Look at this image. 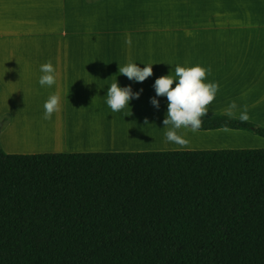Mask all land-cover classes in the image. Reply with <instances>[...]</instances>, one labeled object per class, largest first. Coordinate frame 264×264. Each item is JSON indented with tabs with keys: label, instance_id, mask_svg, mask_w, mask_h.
<instances>
[{
	"label": "trees",
	"instance_id": "obj_1",
	"mask_svg": "<svg viewBox=\"0 0 264 264\" xmlns=\"http://www.w3.org/2000/svg\"><path fill=\"white\" fill-rule=\"evenodd\" d=\"M199 131L264 128L223 115ZM0 264H264V149L10 155Z\"/></svg>",
	"mask_w": 264,
	"mask_h": 264
},
{
	"label": "crops",
	"instance_id": "obj_2",
	"mask_svg": "<svg viewBox=\"0 0 264 264\" xmlns=\"http://www.w3.org/2000/svg\"><path fill=\"white\" fill-rule=\"evenodd\" d=\"M129 36L131 46L125 43ZM48 49L53 57L43 54ZM62 51L65 58H58ZM49 61L56 83L41 87L40 66ZM129 62L140 68L153 64V75L139 83L129 80L118 71ZM176 65L210 69L204 82L218 83L219 90L206 115L229 117L226 110L235 102L230 118L240 120L246 109V122L264 127V0H0V115H10L6 128L24 116L43 115L53 94L60 98V110L52 115L57 119L68 115L86 123L93 115L166 116L167 99L156 97L153 84L160 76H174ZM114 82L140 92L121 112H112L106 103ZM153 97L158 109L150 103ZM184 130L196 138L186 147H106L98 145L106 143L101 138L92 141L95 146L78 148L105 153L220 150L227 147L213 145L216 138L232 134L249 144L230 148L264 149L263 138L242 132Z\"/></svg>",
	"mask_w": 264,
	"mask_h": 264
},
{
	"label": "clouds",
	"instance_id": "obj_3",
	"mask_svg": "<svg viewBox=\"0 0 264 264\" xmlns=\"http://www.w3.org/2000/svg\"><path fill=\"white\" fill-rule=\"evenodd\" d=\"M125 43L131 46V37H126ZM152 65H145L140 68L136 63L129 62L126 66L119 67L120 74L134 82H143L153 75ZM42 75L38 83L41 87H51L56 83L55 69L51 61L40 66ZM206 73L210 69H205L199 65L192 67H182L176 65L174 76L166 75L158 77L153 88L156 97H166L167 113L162 123L169 130L165 133L166 142L174 143L180 147H186L189 141L178 134L181 128L189 129L192 133H197L202 127L201 117H205L208 112V106L215 99L219 90L218 83H205ZM175 87H173V83ZM143 91L142 89L140 90ZM140 92H133L130 86L120 87L117 82L112 83L107 88L106 103L112 112H121L126 107L129 108L131 99H138ZM58 95H50L43 105V119L50 120L53 113L60 110ZM150 103L155 108H159V101L153 97ZM235 102L229 105L226 114L233 116V110L236 108ZM131 115V112H130ZM241 122L248 120L247 110L240 115ZM148 124V121H144ZM225 131L228 129L225 128Z\"/></svg>",
	"mask_w": 264,
	"mask_h": 264
},
{
	"label": "bare ground",
	"instance_id": "obj_4",
	"mask_svg": "<svg viewBox=\"0 0 264 264\" xmlns=\"http://www.w3.org/2000/svg\"><path fill=\"white\" fill-rule=\"evenodd\" d=\"M39 114L27 115L18 125L14 127L10 138L12 141L18 144H23V141H38L35 143L46 144V141H52L54 139H59L48 132H42L41 134H36L32 126L36 124H42L39 121ZM63 117L73 118L71 116L63 115ZM165 116L161 115H138V116H91V120L86 122L78 119H73L74 122H79L77 125H70V132L63 137L61 140L72 139L71 130H79V132L87 130L88 127H92L94 133H81L78 135L79 138H105V140L116 141V143L126 144L131 146L132 143H139L140 140H146L152 146H163V147H178L174 143L166 142L165 133L169 130L164 127L162 121ZM147 120L148 124L144 121ZM183 128L178 130V134L185 139H189ZM100 135V136H99ZM124 137H127L125 140ZM104 140V141H105ZM34 143V144H35ZM16 145V144H15Z\"/></svg>",
	"mask_w": 264,
	"mask_h": 264
},
{
	"label": "rangeland",
	"instance_id": "obj_5",
	"mask_svg": "<svg viewBox=\"0 0 264 264\" xmlns=\"http://www.w3.org/2000/svg\"><path fill=\"white\" fill-rule=\"evenodd\" d=\"M43 54L45 55V57H53L54 53H53V51H51V49H48L45 52H43ZM63 55H64V52L62 51L57 55V57L58 58L64 57ZM67 55L68 54H66V58H68ZM13 58H14V60L18 59L15 55H13ZM25 117H27V116H24V118ZM42 117H43V115H40V117H39V121L42 124L33 125L32 126L33 131L36 134H41L42 132H48V133L53 134L54 136H57L59 139H54L52 141H46L47 142L46 144H42L40 142L35 143L38 141H23V144L22 143L18 144L17 142H14L11 140L10 135H11L14 127L16 125H18L24 118L23 119L22 118L17 119L16 123H14V125L12 127L6 128L8 123L10 122V115H9V113L1 114L0 115V137L2 135L3 140H2V142L0 140V146H1L2 150L5 153H7L6 151H8V152H10L9 154H13V155H37V154H46V153H63V154L105 153V152H92L89 150H81L78 148V147L88 148L87 147L88 144H85V143H89V144H91V146H95V145H93L92 141H97L98 138H79L78 137V135H82L81 133L93 134L94 133L93 129L83 130L81 132H79V130L81 129L79 127H78L79 130H77V131H74L72 129L71 134L73 137H72L71 141L61 140V139H63V137H65L66 134H68L70 132L71 128L69 126L70 125L69 123H71L73 125H77V124H79V122H74L73 118L63 117V115H61V117H58L59 119H57L56 117H51L50 120H44ZM255 125L257 127L264 128V127H261L257 124H255ZM228 131L242 132V133L248 134L252 137L261 138L258 135H255L249 131H244V130H228ZM186 135H187V133H186ZM188 137L190 139V140L187 139L188 141L196 142L195 137H192V136H188ZM99 140L102 141V139H99ZM216 140L218 142L213 143V145H224V147H227L225 149H234V148H230V147H242V146H244L243 144H246V145L249 144V141L246 140L244 137L239 136V135H232V134H225L224 136H219L218 138H216ZM105 142L106 143H102V144H98V145L108 147V146H112V145H116V144H121V143H116V141H111V140H105ZM77 143H81V144L77 145ZM132 144H134V143H132ZM135 145L150 146V143L146 140H140V142L136 143ZM156 147H161V146H156Z\"/></svg>",
	"mask_w": 264,
	"mask_h": 264
}]
</instances>
